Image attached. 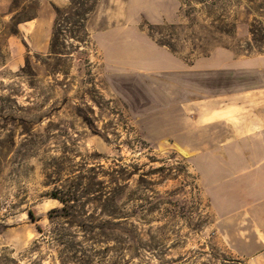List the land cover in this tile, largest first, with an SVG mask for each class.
Instances as JSON below:
<instances>
[{
  "label": "rangeland",
  "instance_id": "374dc122",
  "mask_svg": "<svg viewBox=\"0 0 264 264\" xmlns=\"http://www.w3.org/2000/svg\"><path fill=\"white\" fill-rule=\"evenodd\" d=\"M39 6L0 14V264H248L211 200L226 156L194 153L218 140L188 130L181 84L194 100L262 83L191 68L223 50L258 67L264 0H69L56 52L18 64L7 38Z\"/></svg>",
  "mask_w": 264,
  "mask_h": 264
},
{
  "label": "crops",
  "instance_id": "0c3cea01",
  "mask_svg": "<svg viewBox=\"0 0 264 264\" xmlns=\"http://www.w3.org/2000/svg\"><path fill=\"white\" fill-rule=\"evenodd\" d=\"M12 1L0 0L3 19L12 18ZM68 3L69 0H40L35 17L19 22V34L7 38L12 61L21 63L30 51H50L56 19L53 7ZM220 54H224L223 60L212 56L200 60L191 69L225 70L231 73L236 69L259 70L262 71V83L256 88L232 89L209 98H199L196 90V99L190 100L187 95L193 93L192 85L186 82L181 84V90L185 93L181 106L186 114L189 111L196 113V126H188L189 131L201 130L203 139L218 140L217 146H211L210 150L194 153L226 156L225 163L213 170L211 183V200L222 219L220 231L248 264H264V54L258 67H252L248 59H236L229 50H223ZM180 67L183 66H170L169 69ZM187 117L185 115V121ZM182 129L186 130L187 127ZM215 131L219 133L216 135Z\"/></svg>",
  "mask_w": 264,
  "mask_h": 264
},
{
  "label": "trees",
  "instance_id": "16d2710c",
  "mask_svg": "<svg viewBox=\"0 0 264 264\" xmlns=\"http://www.w3.org/2000/svg\"><path fill=\"white\" fill-rule=\"evenodd\" d=\"M28 19H31V18H27L26 20H28ZM253 34L255 35V31L253 32ZM255 39L257 40V38L254 37V40ZM51 52H52V54L56 52L54 43H52V51Z\"/></svg>",
  "mask_w": 264,
  "mask_h": 264
}]
</instances>
